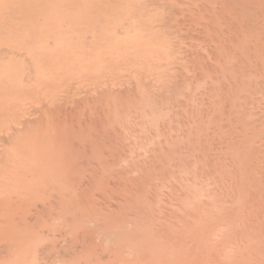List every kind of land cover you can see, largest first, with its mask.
<instances>
[{"label": "bare ground", "instance_id": "obj_1", "mask_svg": "<svg viewBox=\"0 0 264 264\" xmlns=\"http://www.w3.org/2000/svg\"><path fill=\"white\" fill-rule=\"evenodd\" d=\"M151 4L10 75L52 92L0 130V264H264V0Z\"/></svg>", "mask_w": 264, "mask_h": 264}, {"label": "rangeland", "instance_id": "obj_2", "mask_svg": "<svg viewBox=\"0 0 264 264\" xmlns=\"http://www.w3.org/2000/svg\"><path fill=\"white\" fill-rule=\"evenodd\" d=\"M100 1V2H99ZM103 1V2H102ZM105 1H106V3H105ZM128 1V2H127ZM130 1V2H129ZM143 1H145V2H148V5L147 4H145V2L143 3ZM108 2V3H107ZM112 2V3H111ZM97 3V5H95ZM99 3H100V5H99ZM120 3V4H119ZM141 3H143L142 4V6H140L141 5ZM151 3H153V0H0V52L2 53H0V94H1V96H2V98L0 97V116H1V118L3 119V117H4V120H6L7 119V122L6 121H4V120H2V119H0V121H2V125H0V130H2V129H6V128H8L9 126H11V125H13L15 122H16V120L19 118V116H20V114H21V116H23V114H25L26 112H29V108H28V106L27 105H29L30 103H33V102H36V96H37V94H38V92L41 90L40 88H38L37 86H40V87H42L43 86V84L45 83L44 81V79H39L38 81H41V82H36L37 84V86L35 85V84H31V85H26L25 83L23 84V81H22V79H23V70H22V65H23V58H26L27 57V59H28V57H30L29 59L31 60V61H33L34 63H36L37 62V64H40V65H42L43 63H45L46 61H48V59H50V57L51 56H54V54L56 55V53L58 52V50H62V49H65L66 50V54H65V51H63L64 52V54H62V56L63 57H65V55H66V57H68V56H70V57H75V56H77L79 53V49L78 48H80V46L81 47H86L87 49L86 50H88L89 51V53H91L90 55H92V52H93V49H95V43H96V41L98 42V44H101V42H99V41H101L102 40V37H103V40L104 41H106L105 39H106V34H107V39H108V36H110V35H112L113 33L115 34V32L116 31H118V29H116V28H118V26L120 25V27H122L123 26V24L124 23H126V21H124L125 19V16L127 15H129V14H135V16L133 15V17L131 16V15H129L127 18H126V20L128 21H130V20H132L131 22L133 23V24H135L134 25V27H135V29L136 30H139L140 28H141V26H143L144 24H146V25H148L149 23V27H150V25L152 26V25H155V24H157V20H158V23H159V21L161 20V22L165 19V11H163V9H159V8H157V6L155 5H153L154 7H151L152 6V4ZM107 4H109V5H107ZM129 6H127V5ZM135 4V5H134ZM151 4V5H150ZM102 5V6H101ZM112 5V6H111ZM117 5V6H116ZM126 5V6H125ZM144 5H145V7L147 8L148 7V10L147 9H144L145 7H144ZM96 6V7H95ZM109 6V7H108ZM111 6V7H110ZM133 6V7H132ZM138 6L140 7V8H138ZM151 7V9H150V7ZM88 7V8H87ZM99 7V8H98ZM105 7V8H104ZM108 7V8H107ZM114 7V8H113ZM118 7V8H117ZM124 7V8H123ZM144 7V8H143ZM85 8V9H84ZM135 8V9H134ZM136 8L138 9V10H136ZM106 9V10H105ZM129 9V10H128ZM130 9H132V11L130 10ZM141 9V10H140ZM143 9V10H142ZM153 9V10H152ZM155 9V10H154ZM90 10V11H89ZM97 10H98V12H97ZM118 10L120 11L121 10V13L120 12H118ZM124 10V11H123ZM136 10V11H135ZM147 10V11H146ZM102 11V13H100ZM108 11H109V13H108ZM116 11V12H115ZM123 11V12H122ZM129 11V12H128ZM141 11H142V13L143 12H145V13H143V14H145L146 15V13L148 14V15H146L147 16V18H145V16L141 13ZM150 11V12H149ZM90 12V13H89ZM92 12V13H91ZM96 12V13H95ZM113 12V13H112ZM137 13V15H136V13ZM89 13V14H88ZM126 13V15H124ZM129 13V14H128ZM139 13V14H138ZM114 14H116V15H114ZM96 17H95V16ZM99 15V16H98ZM103 16V18H102V16ZM118 15V16H117ZM121 15H123L122 17H124V18H122L121 20H120V18H118V17H120ZM139 15L140 16H142V17H140V18H142V20H140L139 19ZM117 16V17H116ZM137 16V17H136ZM144 16V17H143ZM74 17V18H73ZM80 17V19H82V21L80 20V19H78ZM90 17V18H89ZM92 17V18H91ZM105 17V18H104ZM108 17V18H107ZM133 18V19H130V18ZM137 19H136V18ZM85 18V19H84ZM87 18V19H86ZM117 18V19H116ZM144 18V19H143ZM150 18V19H149ZM161 18V19H160ZM76 19V20H75ZM94 21H93V20ZM101 19V20H100ZM103 19H105L104 20V22L105 23H103ZM110 19V20H109ZM113 19V20H112ZM115 19V20H114ZM145 19H147L148 20V23L146 22L147 20H145ZM152 19H154L153 21H154V24L152 23L153 21H152ZM52 20V21H51ZM71 21V22H69V21ZM78 20V21H77ZM89 20V21H88ZM117 20H120V21H117ZM123 20V21H122ZM133 20H138V21H133ZM142 22H140V21ZM145 20V21H144ZM49 21H50V23H49ZM76 21V22H75ZM123 23H122V22ZM77 22H79V24L77 23ZM108 22V23H107ZM119 22V23H118ZM138 22H139V25H138ZM144 22H146V23H144ZM71 23H73V24H71ZM75 23L77 24L76 26H77V28H76V26H75ZM101 23V24H100ZM110 23H112V25H114V27H116L117 26V24H118V26L116 27V28H112V25L110 24ZM121 23V24H120ZM140 23H141V25H140ZM152 23V24H151ZM80 24H82V25H80ZM91 24V25H90ZM100 24V26H98ZM104 24V25H103ZM116 24V25H115ZM143 24V25H142ZM84 25V26H83ZM95 25V26H94ZM102 25H103V28H102ZM125 25V24H124ZM140 26V27H138V26ZM85 26H87V27H85ZM107 27V29H106V31H105V28ZM110 26V27H109ZM99 27V28H98ZM101 27V28H100ZM119 27V28H120ZM64 28V29H63ZM79 28H80V30H79ZM96 28V29H95ZM110 28H112V29H110ZM138 28V29H137ZM58 29V30H57ZM66 29H68V31L66 30ZM72 31H71V30ZM87 29H88V31H87ZM101 31H100V30ZM116 29V31L115 32H113L114 30ZM64 30H66V31H64ZM82 30V31H81ZM84 30H86V31H84ZM112 32H111V31ZM154 30V29H153ZM93 31V32H92ZM96 31V32H95ZM49 34H48V33ZM54 32V33H53ZM62 32V33H61ZM66 33V34H64V33ZM71 32V33H70ZM74 32H76V34L74 33ZM81 33V32H84V34H83V38H86L85 39V41L83 42V38H82V35H80L79 33ZM91 32V33H90ZM97 32H98V35H99V37H97L98 35H97ZM107 32V33H106ZM110 32V33H109ZM45 33V34H44ZM52 33V34H51ZM67 33H68V36H67ZM72 33H74V34H72ZM78 33V34H77ZM87 33V34H86ZM90 33V34H89ZM92 33H94V37H92L93 35H91ZM112 33V34H111ZM55 34V35H54ZM72 34V35H71ZM82 34V33H81ZM32 35H33V37H32ZM35 35V36H34ZM40 35V36H39ZM41 35H42V38H41ZM53 35V36H52ZM60 37H59V36ZM77 35H78V37H77ZM86 35L87 36H90V37H92V38H87L86 37ZM37 36H39V38L37 37ZM46 36H50L49 38L47 37V38H44V37H46ZM70 36V37H69ZM72 36H74V37H72ZM80 36V37H79ZM35 37V38H34ZM64 37V38H63ZM66 37H67V39H66ZM68 37L70 38V39H68ZM77 37V38H76ZM52 38V39H51ZM59 40V41H57V39ZM74 38V39H73ZM82 38V39H81ZM94 38H95V40H94ZM46 39H47V42H45L46 41ZM61 39V40H60ZM65 39V41H62V40H64ZM73 39V40H72ZM93 39V40H92ZM98 39H99V41H98ZM101 39V40H100ZM34 42H33V41ZM37 40L40 42V43H37ZM42 40H44V43H47V44H44L43 43V41ZM71 42H70V41ZM82 42H81V41ZM89 40V41H88ZM50 41V42H49ZM53 42V45H52V42ZM57 41V42H56ZM62 41V42H61ZM69 41V42H68ZM89 42V43H86V42ZM91 41H92V44H91ZM94 41H95V43H94ZM29 42V43H28ZM72 42H74V43H72ZM35 45H34V44ZM37 43V44H36ZM43 43V44H42ZM57 43V44H56ZM65 44V45H63V44ZM68 43V44H67ZM76 44V45H78V46H76L75 47V45L74 46H72V44ZM86 43V45H84L83 46V44H85ZM56 44V45H55ZM69 44L71 45V46H69ZM38 45V46H37ZM44 45V46H43ZM60 45V46H59ZM88 45V46H87ZM91 45V46H90ZM38 48H37V47ZM42 46H43V48H42ZM46 46V47H45ZM37 49H39V50H37ZM53 47V48H52ZM55 47V48H54ZM57 47H58V49H57ZM59 47H61V48H59ZM67 47V48H66ZM71 47V48H70ZM74 47V48H73ZM92 47V48H91ZM31 48V49H30ZM47 48V49H46ZM52 48V49H51ZM91 48V50H89V49ZM9 49V50H8ZM19 50V51H21L19 54H20V56L22 57H20V56H18L19 58L18 59H20V60H18V59H16L15 57H16V55L14 54V55H12V53H16V51H12V50ZM25 49V50H24ZM44 49V50H43ZM46 49V50H45ZM54 49L55 50H57L56 52L54 51ZM71 49V51H69ZM73 49V50H72ZM77 49V50H76ZM11 50V52L12 53H10V55L8 56V54H9V51ZM28 50H31L30 51V53L28 54L27 53V51ZM35 50H37V51H35ZM52 52H51V51ZM68 50V51H67ZM5 51V52H4ZM18 51V52H19ZM23 51H26V56H24V55H22V53H23ZM40 51V52H39ZM47 51V52H46ZM73 51V52H72ZM75 51V52H74ZM87 51V52H88ZM92 51V52H91ZM17 52V53H18ZM72 52V54H70ZM6 53H8V54H6ZM34 53V54H33ZM36 53V54H35ZM39 53H42V57H41V55L39 54ZM47 53V54H46ZM76 53V54H75ZM78 53V54H77ZM5 56H4V55ZM27 54H28V56H27ZM49 54H50V56H49ZM52 54V55H51ZM70 54V55H69ZM39 55V56H38ZM72 55V56H71ZM33 56H35L34 57V59H33ZM45 56V57H44ZM48 56H49V58H48ZM11 59H10V58ZM38 57V58H37ZM39 57L41 58L40 60H41V62H40V60H39ZM15 59V60H14ZM22 59V60H21ZM45 59V60H44ZM36 60V61H35ZM18 61V62H17ZM20 61H22L21 63H20ZM39 61V62H38ZM43 61V62H42ZM17 63V64H16ZM21 64V65H20ZM52 64V63H51ZM50 64V65H51ZM19 66V67H18ZM53 66H56L55 64H52L51 65V69L53 68ZM21 69V70H20ZM17 70H19V73H17L16 71ZM16 73H15V72ZM13 74H14V76H15V74H17V75H21L20 77L22 78V79H20V77L19 76H17V77H13V78H10L9 79V77H12L13 76ZM10 75H12V76H10ZM19 77V78H18ZM16 79V80H15ZM19 79H20V81H19ZM10 80V81H9ZM15 80V81H14ZM17 80L19 81V82H17ZM12 83L11 85H9L10 83ZM15 82V83H14ZM22 82V84H21V86H20V83ZM46 84V83H45ZM17 87L18 86V88H16L15 86ZM46 85H48V84H46ZM21 88H20V87ZM33 86H34V88H33ZM9 87H11V88H9ZM13 87V88H12ZM26 87H28V88H26ZM36 87L38 88V90L36 89ZM6 88V89H5ZM19 88H20V90H22V91H20L19 90ZM24 88V89H23ZM26 88V89H25ZM31 88H33L32 90H31ZM8 89V91H6ZM12 89V90H11ZM29 90V92H27L28 90ZM15 90V92L14 93H12L13 91ZM17 90H19V91H17ZM25 91V92H24ZM48 91H50L49 90V85H48ZM7 92V96L5 95V93ZM18 92V93H17ZM31 92V94H28V93H30ZM50 92H52V91H50ZM9 93V94H8ZM33 93V94H32ZM34 93H35V95H34ZM15 94H16V96H15ZM5 95V96H4ZM9 95V96H8ZM11 95H12V97H11ZM18 95H19V97H18ZM22 95V96H21ZM28 95H29V97H28ZM6 97V99L4 98V97ZM14 96H15V98H17L18 99V101H17V99H15L14 98ZM26 96V97H25ZM30 96H32V97H30ZM9 97H11L12 98V100L13 99H15V100H11L10 101V99L11 98H9ZM22 97H24L23 99H22ZM35 99H34V98ZM9 98V99H8ZM26 98V99H25ZM7 99H8V101H7ZM19 99H20V101H19ZM32 99V100H31ZM4 100V101H3ZM23 102H22V101ZM26 100V101H25ZM7 101V102H6ZM17 101V102H16ZM27 101H29V102H27ZM32 101V102H31ZM15 102V103H14ZM24 102H26V103H28L27 105L24 103ZM3 103H5V105H6V107H5V105L3 104ZM13 105H12V104ZM2 104H3V108H2ZM7 104H8V106H7ZM15 104V105H14ZM16 104H17V106H16ZM24 104H25V106H24ZM10 105V106H9ZM15 107H17V108H15ZM26 107V108H25ZM7 108H8V110H7ZM10 108V109H9ZM15 109V110H14ZM19 109V110H18ZM28 109V110H27ZM21 110V111H20ZM25 110V112H22V111H24ZM2 111V112H1ZM5 111V112H4ZM7 111H9V112H7ZM20 111V112H19ZM12 112V113H11ZM15 112V113H14ZM19 112V113H18ZM9 113V114H8ZM7 114V115H6ZM11 114V115H10ZM27 114V113H26ZM25 114V115H26ZM10 115V116H9ZM16 115H17V117H16ZM3 116V117H2ZM6 118V119H5ZM13 120H15V121H13L14 123L12 124L11 122ZM9 121H11V122H9ZM6 126H5V125ZM26 127H23L22 129H21V131H24V129H25ZM4 129V130H5ZM19 132L18 134H17V136H16V140L15 141H18V140H20V137H21V135H22V133H24V132ZM18 137V138H17Z\"/></svg>", "mask_w": 264, "mask_h": 264}]
</instances>
